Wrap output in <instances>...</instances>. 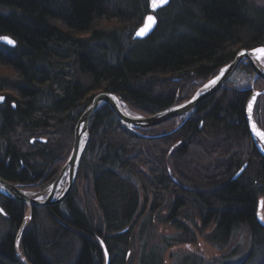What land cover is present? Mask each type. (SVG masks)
Wrapping results in <instances>:
<instances>
[{"label": "trees", "instance_id": "16d2710c", "mask_svg": "<svg viewBox=\"0 0 264 264\" xmlns=\"http://www.w3.org/2000/svg\"><path fill=\"white\" fill-rule=\"evenodd\" d=\"M148 13V0H0V36L16 41L13 47L0 43L1 177L31 186L49 168L46 179L31 187L55 180L72 146L73 127L98 91L115 93L130 111L150 115L188 100L241 48L264 46V0H169L154 13L153 31L134 39ZM238 69L254 75L248 64ZM250 85L264 91L260 78ZM251 86L227 82L181 125L183 118H171L128 129L102 104L91 118L78 172L98 212L83 204L74 184L63 202L32 207L17 247L30 209L0 194V217L7 223L0 233V264H102L93 236L102 238L113 263L120 257L124 264L130 234L140 222L144 233L154 216L160 222L150 231L168 228L147 252L160 259L151 264H164L165 248L188 239L189 225L180 215L201 232L207 227L209 241L221 247L239 225L253 242L264 243L256 214L264 199V155L253 145L244 113ZM254 112L264 130V93ZM185 167L202 172L181 175ZM176 179L199 189L197 205L176 210L171 199L184 194ZM168 206L170 212H162Z\"/></svg>", "mask_w": 264, "mask_h": 264}, {"label": "water", "instance_id": "95a60500", "mask_svg": "<svg viewBox=\"0 0 264 264\" xmlns=\"http://www.w3.org/2000/svg\"><path fill=\"white\" fill-rule=\"evenodd\" d=\"M169 0L166 4L158 7H152V0H148V9L150 13H148L144 18L142 24L136 28L133 33L134 39L142 40L144 37L149 35L157 22V19L154 15V12L162 10L163 7L167 6ZM149 16L155 17V23L152 24L147 18ZM151 24L149 31L143 37H137L136 32L142 27H146ZM7 37L13 40L15 43V39L7 34H2L0 38ZM0 43H4L9 47H13L12 45H8L6 41L0 40ZM264 46H256L251 49L241 48L236 52L232 60L221 66L219 71L212 76L204 85L199 87V89L192 95L188 100L180 102L178 104H174L169 106L166 109L158 110L156 113L142 116L139 114H134L128 109H124L121 104L120 98L107 90L98 91L93 94L91 97V101L83 108L84 110L81 112L80 116L77 119L76 124L74 125V137H73V147L70 152L69 158L66 160L59 176L50 184L48 187L37 191L36 193L45 192V195L42 198H38L35 196H30L32 192L27 193L21 188L13 185L12 183H8L3 177L0 176V194H2L6 198H12L18 201H22L27 204L29 213L23 218L22 225L18 229V233L16 236V246L19 245V239L22 235L23 228L26 225L27 221L31 217L32 207H48L57 205L64 201L66 196L72 191L74 187V180L76 177V173L81 165L83 153L89 143L90 134L88 131V126L90 123V119L92 115L95 113L102 104H106L108 108H110L116 117L119 119L121 125L123 127L129 129H142L152 126H157L160 123L168 121L170 118L174 117H183V122H185L188 118H190L191 114H193L197 108L200 106V102L217 93L220 90L223 83L231 77V74L238 68L241 63L249 64L250 68L253 69L255 76L264 80V67L259 65V61H262L261 57H264V52H253V49H261ZM244 52L245 56L240 57L239 53ZM230 72L226 71L229 70ZM220 77L218 80L217 78ZM216 80L217 83L215 85H210V82ZM206 85H210L209 87H205ZM261 91L257 89H253V92L246 99L245 110L244 113L246 115V123H248L249 133L252 135L253 140L255 141V145L258 147L259 152L261 154L264 153V131L261 129L259 123H257L254 116V105L256 103V98L260 95ZM0 97L4 98V95L0 94ZM195 97V99H194ZM4 99L0 100V103H3ZM258 139V141H257ZM246 168V164L242 165L241 168L232 176V178H236V176L240 175ZM34 192V191H33ZM262 205V199L259 200L257 216L260 217V207ZM102 248L107 251V256H105V264H110L109 260V251L106 249L105 243L102 241ZM22 261H25V258H22Z\"/></svg>", "mask_w": 264, "mask_h": 264}, {"label": "rangeland", "instance_id": "374dc122", "mask_svg": "<svg viewBox=\"0 0 264 264\" xmlns=\"http://www.w3.org/2000/svg\"><path fill=\"white\" fill-rule=\"evenodd\" d=\"M262 61H264V59H262ZM241 64H243V63H241ZM238 68L235 69V71L231 74V77L228 80H226L221 87H223L227 82H232L239 87H242V86L243 87H249V86H251L250 84H251L252 80L259 78L258 76L257 77L255 76V73H254V75H252L251 73H249L245 69H238ZM205 83H206V81L203 82L201 85H199L198 88H196V90L193 92L192 95H194L195 92L199 89V87H201ZM251 88H252L251 89V93H252L253 92L252 91L253 86H251ZM259 91H261V93H260V95L257 96V98L264 93L263 90H259ZM257 98L255 100L256 101L255 105L257 104ZM255 105H254V109H255ZM254 109H253V112H254ZM132 113H134V112H132ZM254 116H255V112H254ZM174 118H183V117H174ZM255 119H256V116H255ZM256 121H257V119H256ZM183 123L184 122L182 119L180 125ZM260 127H261V125H260ZM261 129L263 130L262 127H261ZM251 138H252V135H251ZM252 141H253V145H255V141L253 140V138H252ZM257 141H258V139H257ZM255 148L259 151V149L256 145H255ZM173 149H174L173 146H170L167 156H171L170 154L172 153ZM217 154L218 153L215 151L214 155H217ZM261 155H264V153ZM166 158L171 159L170 157H166ZM155 161L156 160H154L153 164L156 163ZM244 164L247 165V162ZM240 168H241V166H240ZM240 168H238L236 170V172ZM181 169H184V168H181ZM201 172L202 171L198 170V169H194L191 171V169H189L188 167H185V169L182 170L180 173H181V175L186 174V175H191V177H192V176H194V174L200 175ZM236 172H235V174H236ZM168 174L170 176L173 175L172 171H169ZM194 180H196V178ZM172 181H174L176 184L180 183L177 185L180 186V188L182 187V191H184L185 188H187L188 194L191 191V193H190L191 197H193L195 195V191H199V189H197V188H194V187L190 188V186L184 185V184H188L189 180L184 179V180H182V182H178L176 179V180H172ZM75 185H76V188L78 189V193L84 197L83 198V200H84L83 204L85 206L90 207V208L92 206V208L95 210L93 212L94 214L96 212H98L96 210L97 206H95V204H94V201H93L94 198H93V195L91 194V189H90V186H88L87 181H82L81 178L79 177V179H77L75 181ZM84 192H85V195H84ZM185 196H186V193L184 191V194L182 196H181V194L180 195L175 194L171 200L179 199L178 201H182L185 199ZM260 199H262V205L260 207V209H261L260 217L257 216V220H259L260 223L264 226V219H261V217H264V199L263 198H260ZM188 201H190L189 198H188ZM258 204H259V201H258ZM185 207L189 208L190 206L188 207V205H184L183 209H185ZM257 208H258V205H257ZM170 209H171V207L168 206V207H166V210H165V208H163L162 212L163 211L164 212H166V211L170 212ZM183 209H177L176 208V210H179L180 212ZM257 211H258V209H257ZM0 212L3 213L2 211H0ZM162 212L160 214H162ZM43 214H45L44 210H43ZM256 214H257V212H256ZM154 217L150 219V221L153 219L152 225L151 226H148V225L145 226L146 229H145L144 233H140V229L143 227L142 225H144L143 222L142 223L140 222L136 225L132 234H130V243H129V246L127 247L128 249L126 251V256H125L127 264H129V263L130 264H143L142 263L143 261H145L144 263L151 264L155 260L159 259V257H156L155 255H151L150 253H147V252H148V250L152 249L153 245H157V244H160L162 242L163 233L166 232L164 230L166 228H168V225L165 224V225L160 226L159 228L162 229V232H160V233H159V231H156V233H154V230L150 231L153 226H156L157 223L160 222V220H158L157 218H154ZM179 219H180L179 221L182 224H186V225L188 224L189 225V227H188L189 232H188V235L186 236L188 239L183 244L174 243L173 245H170L169 247L165 248V250L163 251V254H162V257H165V261H164L165 263L164 264H264V243L257 244L256 242H253L250 231H247L246 227L239 225L237 228H235L229 236V240L227 241L228 242L227 246L221 247L218 244H215V243L209 241V239L207 237V235L209 234L207 227L204 228L203 231L201 232V231H199L200 229L198 230L197 228H194L193 225L187 220V218L184 217L182 219L181 215H180ZM176 221H178V220H176ZM176 221L174 223H176ZM169 223L172 224V221L170 220ZM200 225H201V223H200ZM6 227H7V223L5 222V220H3L0 217V233H2L3 230L6 229ZM155 228H152V229H155ZM169 230L171 231L172 229L170 228ZM174 230H175V227H174ZM91 239L93 241L97 242V244H99L100 249H102V246L100 244L101 243L100 240L102 238H100L99 236L98 237L93 236ZM76 245H77V240L73 243L74 248H72V249H75ZM102 254H103L102 264H104L106 261L105 255H104V249H102ZM114 255L116 257V253H114ZM114 255L112 254V257ZM116 258H118V257H116ZM109 260H110V258H109ZM159 261H160V259L158 260V263H159ZM63 264H66V263H63ZM67 264H70V263L68 262ZM162 264H163V262H162Z\"/></svg>", "mask_w": 264, "mask_h": 264}, {"label": "snow or ice", "instance_id": "6c2138e0", "mask_svg": "<svg viewBox=\"0 0 264 264\" xmlns=\"http://www.w3.org/2000/svg\"><path fill=\"white\" fill-rule=\"evenodd\" d=\"M168 2V0H152V7L155 9V8H158L164 4H166ZM149 21H151L152 24H154L156 21H155V17L153 16H149L147 18ZM151 27V24L146 26V27H142L141 29H139L137 32H136V36L137 37H143L150 29ZM0 40H4L7 42L8 45H12L14 46L15 45V42L7 37H2L0 38ZM253 52H264V48H261V49H253L252 50ZM239 56L240 57H244L245 56V53L244 52H241L239 53ZM262 59H264V57H261ZM228 72H230V69L229 70H226ZM218 80L220 79V77L217 78ZM217 83L216 80H213L210 82V85H215ZM210 85H206L205 87H209ZM4 99L3 97H0V100ZM195 99V97H194ZM261 219H264V217H261ZM105 256H107V251H105Z\"/></svg>", "mask_w": 264, "mask_h": 264}, {"label": "bare ground", "instance_id": "6f19581e", "mask_svg": "<svg viewBox=\"0 0 264 264\" xmlns=\"http://www.w3.org/2000/svg\"><path fill=\"white\" fill-rule=\"evenodd\" d=\"M137 40H139V39H137ZM259 65L261 66V67H264V61H259ZM124 109H126V107H124ZM98 110V109H97ZM96 110V111H97ZM95 111V112H96ZM94 115V114H93ZM92 115V116H93ZM91 120V119H90ZM91 122V121H90ZM90 124V123H89ZM89 127V126H88ZM74 128V127H73ZM73 137H74V132H73ZM42 141H43V139H41ZM72 142H73V140H72ZM73 144L74 143H72V146H71V148H70V150H69V154H68V156H67V158L65 159V161L63 162V165H64V163L66 162V160L69 158V156H70V152H71V150H72V147H73ZM89 144V143H88ZM88 146V145H87ZM86 149H87V147H86ZM86 149H85V151H86ZM84 151V153H83V156L85 155V152ZM83 156H82V159H83ZM62 165V166H63ZM49 172V168H47L46 170H45V172L42 174V176H41V178L38 180V181H36L35 183H30V185L32 186V185H36V184H40L41 182H43L45 179H46V174ZM59 173H60V171H59ZM58 173V174H59ZM57 174V177L59 176ZM56 177V178H57ZM55 178V179H56ZM8 183L10 182V183H12L13 185H15V186H17V187H19V188H21L22 190H24L25 192L27 191V193H29V192H32L31 194H30V196H35V197H38V198H42V196H44L45 195V192H42V193H36L37 191H40V190H31L33 187H31V186H29V185H26V184H28V183H15V182H12V181H8V180H6ZM34 191V192H33ZM15 200V199H14ZM18 201V200H17ZM54 206V205H53ZM53 206H48L49 208H52ZM0 210L2 211V207H1V205H0ZM76 230L78 231V232H80V233H83L82 231L83 230H81L80 228H76ZM21 237V236H20Z\"/></svg>", "mask_w": 264, "mask_h": 264}, {"label": "flooded vegetation", "instance_id": "af4514ba", "mask_svg": "<svg viewBox=\"0 0 264 264\" xmlns=\"http://www.w3.org/2000/svg\"><path fill=\"white\" fill-rule=\"evenodd\" d=\"M78 172H79V171H78ZM78 172H77V177H78V175H79ZM77 177H76V178H77ZM184 188H185V187H184ZM184 191H185V193H186V196H185V199H184L185 201L181 202V201H178V200L176 201V199L173 200L172 205H173V204H176V208H177V209H182L184 205L189 204V203H191V205L193 204L192 206L197 205V204L199 203L198 199L195 200L194 197H191V196H190L191 191H190L189 194H188L187 188H185ZM195 192H196V191H195ZM188 198L191 199V200L188 201ZM171 221H172V223H173L174 220H171ZM109 254H110V252H109ZM125 258H126V257H125ZM123 260H124V259H123ZM110 264H122V259H121L120 257H118V258H116V261L113 263V262H112V259H111V255H110ZM124 264H127V263L124 262ZM129 264H130V263H129Z\"/></svg>", "mask_w": 264, "mask_h": 264}]
</instances>
